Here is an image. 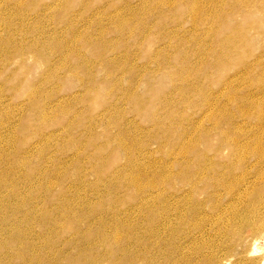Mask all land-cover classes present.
I'll return each mask as SVG.
<instances>
[{"label":"rangeland","instance_id":"374dc122","mask_svg":"<svg viewBox=\"0 0 264 264\" xmlns=\"http://www.w3.org/2000/svg\"><path fill=\"white\" fill-rule=\"evenodd\" d=\"M6 1L7 3L0 0V156L2 157L0 159L3 165L0 167V174L1 172L3 175L10 173L13 177L19 176V174L23 175V169L13 166L14 164L10 165L12 164L10 162L15 161V151L21 146L22 151L25 146L31 147L28 149L32 151L33 156H36H34L32 164L36 176L44 173H48V177L58 175L61 178L62 176L64 179L62 186L51 189L47 188V185L44 186L45 192L37 203L40 205V217L57 216V213L52 212L51 206H47L51 200L59 202L61 198H68L71 201H69L68 210L77 211L80 205L89 199V195L93 196L92 191H89L90 184L97 183L100 188L105 190L106 184L97 182V176L89 171L85 161L76 162L82 152L89 156V145L93 144L97 147V142L109 141L105 138L107 131L117 134L121 129L120 121L114 120L108 122L107 125H102L98 124L101 123L99 119L112 116L113 110L116 109V118L123 114L124 118L121 117V119L125 123L124 128L129 122L142 128L146 135L151 136L158 132L159 129L153 125V122L141 116L144 112L146 113L148 108L139 112L137 109L141 104L127 102L128 93L126 90L123 87L118 89L112 87L116 81L134 83L131 86V93L143 95V98L153 102L156 113L161 115L165 124L163 132L167 137L164 145L166 152L170 153L173 149L181 147V143L183 146L193 143L197 144L198 150L206 154L208 143H211V164H213L215 157H219L221 160L229 150L237 148V139L242 138L243 142L247 143L254 137V134L259 135L254 128L257 121L251 120L249 117L239 118V124L246 130V133L241 136L235 134L220 136L213 130L215 126L212 118L211 126H208L209 108L201 106L200 97L196 90H192L197 85V81L194 78L183 77L182 69L187 66V57L191 58L192 64L199 63L200 51L203 47L195 44V41L200 40L202 34L209 31L211 26L204 23L193 26L191 19L185 15L184 9L170 13L168 22L159 23L166 20H162L159 14L149 20L141 14L136 17L125 14V3H129L130 0H24L22 6L21 0ZM207 8L209 9V7ZM65 10L68 11L67 15L63 14ZM257 14L260 15V13ZM117 17L124 21L131 19L133 24L138 26V29H135L138 30L137 36L132 37L128 32L122 35L129 44L128 51L115 48L114 40L117 36L113 21ZM241 22H243L242 19ZM243 23L244 27L240 26L243 30L251 29L247 23ZM151 27L154 29L150 30ZM103 31L106 33L103 34ZM144 32L150 35L145 37ZM148 37L149 41H159L161 45L159 42L150 45L149 41L145 44L144 38ZM254 38L251 40L254 50L248 60L253 63L261 58L263 64L255 66L256 76H253L251 80H247L244 72H240V69L235 65L229 68L219 65L215 55L212 54L213 51L210 54V51L207 50L204 61L211 62L213 99L211 117L223 109L224 103L229 102L227 111L241 105L239 100L234 101L232 97L235 90L242 95V93L258 91L257 88L260 84L264 86V43H261L260 39ZM189 39L191 43L184 44ZM173 43L174 45L178 43L179 46L175 50H170L169 46ZM212 46L211 40V48ZM115 49H117L116 52ZM159 49L165 50V53L147 61L146 53L153 52L156 55ZM116 57H118L117 61ZM115 62L119 66H115ZM200 62L202 63L201 59ZM87 65L93 67V74L89 75ZM116 68L121 71V74L117 75ZM228 79L236 82L228 84L226 82ZM251 81L253 84H250ZM127 83L128 86L129 83ZM185 86H189L190 90H187ZM163 89L165 95L177 102L173 108L167 111L163 110V104L160 103ZM227 93L231 101L215 100L217 95L222 96ZM259 98L264 99V96H259ZM189 102H192L195 107H189ZM45 103L54 110L50 112L48 108L43 109L42 106ZM180 109L184 111L186 109V112L181 113ZM43 116L46 117V122L43 121ZM178 120H183L186 124L180 126L177 124ZM199 127L211 129V138L208 139L203 132H200ZM169 128L171 131L166 132ZM93 129L94 135L92 134ZM12 142L14 143L12 144ZM22 143L23 145H21ZM109 143L111 146L121 143L130 146V142L126 138L120 142L109 141ZM174 144L179 145L173 147ZM11 145L17 149L13 150ZM217 146H220L219 150L216 149L213 152V148ZM151 148L157 159H163L167 163L178 162L173 157L162 156V153L158 154L159 149L156 144H153ZM13 151L14 154H12ZM117 156L120 159L125 158L124 154L120 152L117 153ZM197 162V153H194L188 160H183V168L180 167L176 171L184 172ZM120 164L124 165L122 161ZM206 164L208 165L210 162ZM12 169L13 171L10 172ZM19 170L22 172L20 173ZM18 172L19 174H17ZM84 176H87L86 183L83 182ZM155 176L151 174L150 177L154 178ZM193 181L201 182L202 188L203 185L206 189L211 187V177L195 176ZM75 182L79 183L73 188L72 185ZM191 183L192 181L185 182L178 190H175L176 192L182 191L177 194L178 198L191 195ZM86 187L88 189L85 193H88L84 194L83 190V197L79 199V188L86 189ZM2 192L0 190V197L5 195V191ZM125 194L122 193L121 196ZM193 196L199 204L203 202L206 206L203 218L192 215V212L197 210L195 202L184 201L179 208L173 201H169L171 208L166 215V221L170 226L168 231L173 236L167 242L165 250L156 249L155 244L152 247L147 238L140 241L136 251L142 254L146 249H150L151 254L145 259H140L138 263L215 264L213 255L217 259L227 257L223 248L230 244V239L225 237V233L228 231L232 217H236L237 211L231 210L222 213L220 215L221 223L211 225V198H208L211 194L195 191ZM161 198L164 199V196ZM139 201L134 198L129 201H120L118 208L121 211H128L136 208ZM114 205V201L107 199L104 207L113 209ZM160 207L157 205L155 208L160 209ZM149 208L152 210L154 207ZM141 210L139 209V211ZM143 213L149 212L143 211ZM58 214L61 217L66 215L67 219L73 223V218L67 216L66 210L63 209ZM240 215L244 214L240 213ZM134 221L138 228H142L139 231V236L150 237L154 232L153 227L138 215L134 217ZM30 224L22 223L21 228L27 227V231H29L32 226ZM38 225L37 223L33 224L34 229L36 228V238H39L34 241V244L37 245V248H41V243H43V247L29 261L15 260V264L31 263L38 261L37 259H42L47 264L52 260L51 255H48L44 249L51 241L46 238L45 240L41 239L44 237L42 232L45 231ZM184 232H191V235L185 239L177 238L176 234ZM246 235H251L249 230L246 231ZM259 239L258 245L260 243L259 247L264 250V234L260 235ZM16 242L15 246L21 251L18 253L25 255L26 250L19 248L24 242L22 244ZM176 244L182 245L178 253L170 256L168 260L163 259L162 253L170 252L173 246L176 248ZM217 245L219 248L214 254ZM254 255L259 257V254H253L250 257L252 258ZM179 259L189 260L180 263ZM0 260L7 262L3 256H0ZM2 262L0 263L2 264ZM60 264H66V262L62 261Z\"/></svg>","mask_w":264,"mask_h":264},{"label":"bare ground","instance_id":"6f19581e","mask_svg":"<svg viewBox=\"0 0 264 264\" xmlns=\"http://www.w3.org/2000/svg\"><path fill=\"white\" fill-rule=\"evenodd\" d=\"M3 1L7 3L6 0ZM21 1L22 6L24 0ZM179 9L186 11L185 15L191 19L193 26L203 23L211 26L209 31L202 34L200 40L195 41V44L203 47L200 51L199 63L194 65L191 58L187 57V66L182 69L183 77L194 78L197 81V85L192 90H196L197 95L200 97L201 106L209 108L208 126H211L212 118L215 126L213 130L220 136L228 134L241 136L246 133V130L239 124V118L246 119L249 117L251 120L255 119L257 121L254 128L261 137L254 134V137L247 143L243 142L242 138L237 139V148L229 150L228 154L221 160L219 157H215L213 164H211V143H208L206 154L198 150L197 144L193 143L186 146L181 143V147L173 149L170 153L169 151L166 152L164 145L167 137L163 132L165 124L161 115L158 112L156 113L153 102L150 99L143 98V95H133L131 86L134 83L128 82L129 85L127 86V82L116 81L112 87L115 89L123 87L128 93L127 102L141 104L137 109L139 112H143L145 108H148L146 113L144 112L141 116L153 122V125L159 129L158 132L151 136L146 135L142 128L129 122L128 125L126 124L127 127L124 128L125 123L121 119V117L124 118L123 114L116 118V109L113 110L112 116L99 119L101 123L98 124L102 125H107L108 122L114 120L120 121L121 129H119V133L114 134L107 131L105 138L117 142L126 138L130 142V146L124 143L111 146L109 141L97 142V147L93 144L89 145V156L82 152L76 162L85 161L89 171L97 176V182L99 184L105 183L106 188L103 190L97 183L90 184L89 191H92V197L94 198L89 195V199L84 201L77 211L68 210L67 207L70 206L71 202L68 198H61L59 202L51 200L47 206H51L52 212L57 213V216L46 215L40 217V205H37V203L45 192L46 188L44 186L47 185L49 189L60 187L64 179L62 176L59 178L58 175L48 177V173L36 176L32 166L35 155L33 156L32 151L28 149L31 147L24 146L22 152V146L19 149L16 148V150L14 148L15 144L11 145L12 149L16 151L15 157L13 156L15 161H13L14 163L10 162L12 163L10 165L14 164L13 166H17L19 169L21 167L23 175L19 172L17 173L19 176L16 174L15 177L10 173L3 175L1 172L2 175L0 174V190L5 191V195L0 197V256L7 260V262L0 260L2 264H15V260L29 261L43 247V243H41V248H37V245L34 244V241L39 239L36 238L34 223L39 224L38 226L45 231L42 232L44 237L41 239L45 240L46 238L51 241L44 248L48 255L52 257V260L47 264H60L62 261H65L66 264H137L140 259H145L151 254L150 249H146L142 254L136 251L140 241L147 238L152 247L155 244L156 249L165 250L167 242L172 238L173 234L168 231L170 226L166 221V215L171 208L169 201H173L179 208L184 201H193L197 205L198 211L194 210L192 215L203 218L206 206L203 202L199 204L197 199H194L193 192L195 191H201L202 194L207 193V195L211 194L210 197L208 196V198H211V221L208 219L211 225L221 223L220 215L222 213L231 210L237 211L236 217H232L228 231L225 233V237L228 240L230 239V244L223 248L227 257L217 259L213 255L215 264H264V250L259 247L260 243L258 245V241L261 239H259V236L264 234V99L259 98V96H264V86L260 84L257 88L258 91H250L242 93V95L235 90L232 97L234 101L239 100L241 105L230 111H227V106H229L227 101H231L229 94L217 95L215 100H227L225 101L227 103H224L223 109L211 117V102L213 101L211 62L206 63L204 61L207 50L210 51V54L213 51L212 54L215 55L219 65L227 68L235 65L240 69V72H244L247 80H251L253 76H256L254 68L262 65L263 59H257L253 63L248 59L254 50L251 40L255 37L254 39H260L261 43H264V0H130L129 3H125V14L132 17L141 14L147 20L159 14L162 20L166 19L159 23L168 22L169 14ZM257 13H260L261 16ZM63 14L67 15L68 11L65 10ZM241 19L251 29L243 30L240 27H244ZM113 27L117 36L114 40L115 48L128 51L129 44L122 35L128 32L132 37L137 36L138 30L135 29H138V26L134 25L131 19H125L124 21L117 17L113 21ZM152 29L154 27L150 28V30ZM102 33L106 32L103 31ZM143 35L146 37L150 34L144 32ZM149 39V37L144 38V43L147 44ZM211 40L213 42L212 48ZM158 42L149 41V44L154 45ZM188 43H191L190 39L184 42V44ZM159 44L161 45V42ZM178 46V43L176 45L173 43L169 46V49L175 50ZM116 51L117 49H115ZM164 53L165 50L159 49L156 55L153 52H147L145 56L147 61H151L154 56ZM117 59L118 57H116V61ZM115 66L119 65H116L115 62ZM87 68L89 75L93 74V67L87 65ZM115 70L117 75L121 74L120 70L117 68ZM226 82L229 84L236 81H229L228 79ZM250 84H253V82L251 81ZM185 87L190 90L189 86ZM161 93L163 97L160 103L163 104V110L167 111L177 104L170 96L165 95L164 89ZM188 106L192 107L194 104L189 102ZM42 108H48L50 112L54 110L51 107L50 109L46 103ZM42 108L40 107V111ZM180 111L185 113L186 109L185 111L180 109ZM43 121H47L45 116H43ZM177 124L182 126L186 122L178 120ZM107 128L109 129L108 126ZM198 129L208 139L211 138V129L202 127ZM170 131V128L166 130V132ZM92 134L94 135V129ZM153 144L158 146V154L162 153V156L173 157L178 162L167 163L163 159H157L151 148ZM177 145L179 144H174L173 147ZM219 147H214L212 151L214 152ZM119 152L124 154V159L117 156ZM194 153H197L198 162L189 166L184 172L176 171L180 167L183 168V160H188ZM12 154H14V151ZM0 158L2 157L0 156ZM7 161L5 162L7 163ZM120 161L124 165L120 164ZM207 162H210V164L207 165ZM2 166L0 159V167ZM12 171L13 169L10 172ZM151 174L156 176L151 178ZM202 175L207 178L211 177V187L209 189L204 188V185L202 188L201 182L193 181L195 176L201 177ZM190 181H192V196L187 195L178 198L177 194L182 193V191L176 192L175 190H178L185 182ZM83 182H87V176L83 177ZM78 183L75 182L72 187H76ZM87 189V187L86 189L79 188V199L83 197V190L84 194L88 193H85ZM122 193L126 194L121 196ZM163 196L164 199L161 198ZM132 198L140 200L136 208L128 211H121L118 208L120 201H129ZM107 199L115 202L113 209L104 207ZM157 205L161 206L160 209L155 208ZM149 207L154 208L151 210ZM63 209L68 213L67 216L73 218L74 224L67 219L66 215L61 217L58 214ZM139 209L142 210L139 211ZM143 211L149 213L145 214ZM239 212L244 215H240ZM136 215L146 220L153 227L154 232L150 237L138 235L142 228H138L134 221ZM120 222L121 224H119ZM22 223L27 225L31 223L32 226L29 231L25 226V228H21ZM248 230L250 236L246 235ZM176 235L177 238L182 237L185 239L191 235V232ZM14 241L21 244L24 242L19 248L25 249L27 254L18 253L20 250L17 249L18 247L15 246ZM181 246L176 244V248L173 246L170 252H163L162 258L168 260L170 256L172 257L178 253ZM218 248L219 245L216 246L214 254L217 253ZM253 254H259V257L254 255L251 258L250 255ZM37 260L25 264H46L42 259ZM188 260L179 259L178 261L182 263L188 262Z\"/></svg>","mask_w":264,"mask_h":264}]
</instances>
